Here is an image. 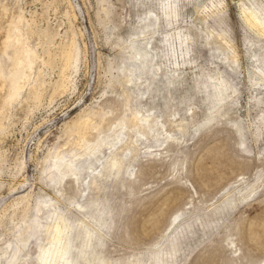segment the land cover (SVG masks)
<instances>
[{
    "label": "rangeland",
    "instance_id": "1",
    "mask_svg": "<svg viewBox=\"0 0 264 264\" xmlns=\"http://www.w3.org/2000/svg\"><path fill=\"white\" fill-rule=\"evenodd\" d=\"M0 6L28 54L0 117V264L32 235L20 264H39L59 225L79 264H264V28L246 23L264 0ZM73 40L74 86L54 94L46 51ZM94 114L72 156L71 128ZM69 162L83 166L57 181Z\"/></svg>",
    "mask_w": 264,
    "mask_h": 264
},
{
    "label": "bare ground",
    "instance_id": "2",
    "mask_svg": "<svg viewBox=\"0 0 264 264\" xmlns=\"http://www.w3.org/2000/svg\"><path fill=\"white\" fill-rule=\"evenodd\" d=\"M2 3H4V2H2ZM3 9H4V7H3ZM5 11H6V9L2 10L0 8V15L5 13ZM248 13L250 15H248ZM247 15L249 16V18L247 19L246 23H247V25L250 26V28L255 26V25H258V26H261L264 28V16L260 12H258L256 8H254V7L251 8L249 10V12H247ZM4 16H5V14H4ZM1 20H2V17L0 18V22H1ZM0 25H1V23H0ZM14 27H13L12 21H9V24L6 27H2V25L0 26V117L2 115L1 114L2 109L6 106L7 102L13 97V95H15L19 91L23 77L26 73V70L28 69L27 68L28 67V61H27L28 54L25 51V48H26L25 42L21 41L18 38L19 29H16ZM21 35L23 36V34H21ZM260 36L262 37V35H260ZM28 39H29V37H28ZM49 39H50L49 42H51L52 38H49ZM29 41H30V39H29ZM28 46H29V44H28ZM58 50H59V48H58ZM46 53L49 56V61L47 60V62H48V65L50 67H53L57 63L56 62L57 59L61 63L59 80L53 86L54 94L55 93L63 94V93H67V92L71 91V88L74 86V81L72 78L73 71L77 69L78 57H79V48L77 46V43L74 40L69 44H65V43L61 42L60 52L58 53L57 56H54V54L51 55L52 53H50L49 50L46 51ZM130 63L134 67H136V71L139 72V69L142 66L141 60L139 62L137 59H134L133 61H130ZM36 81L37 82L35 83V85L33 87V90H34V92L32 93L33 95H34L38 85L43 82L42 78H38ZM129 82H132V81H129ZM220 90H221V88H220ZM39 91H40V89H39ZM29 96H31V94ZM13 99H14V97H13ZM223 99L224 98H222L221 94H220V96H218L219 103H222L224 101ZM40 101H41V99H40ZM90 116H92V115H90ZM134 116H135L136 120L138 121L139 126H141L142 128H144L146 126V124L149 123V119L141 116L140 113H134ZM92 119L93 120L90 122L92 124H90L88 122L89 120L83 119V120H80V122L74 124V126L71 128L75 132V136H76V139H74L75 141L72 142L73 147L76 148L77 146H81L83 148L82 152L74 153L76 155L73 154L72 156H79L80 157L84 153V151H86L85 149H86L87 143H86L85 138L83 137V132L85 130L92 129V128L97 129L99 127L101 121H100V123H99V121L98 122H96V121L102 120V117L94 114ZM85 134H87V133H85ZM75 148H72V149H75ZM57 159H58V161L59 160H63V161L65 160L63 154H60V156L57 157ZM120 165H122V164L120 163L119 166ZM63 166H66L69 169V170H67L68 172L64 173L65 170H64V172L62 171L63 173L61 172V170H62L61 168ZM81 166H83L82 162H79V163L69 162V163H64V164L54 163V168L56 171L55 173H56V176L58 177L57 181H61V180L63 181L66 178V176L70 173H72L74 175L75 174L74 170L80 171L82 168ZM50 180H52V179H50ZM52 182H51V184H52ZM34 226H35L34 229L39 228L40 231L42 232V230H41L42 224L40 221L34 220ZM55 226H57V224ZM90 234H91L90 232H87L86 235L88 236ZM32 237H33V235L30 236L29 239L21 241L23 243V246L21 245L22 246L21 248L19 246H17L10 251L11 253L10 252H8L6 254L4 253L3 258H5V264H20L22 260H25L26 258H28L27 256L23 257L21 255V253H22V248H24V247L27 248L26 245L29 244L28 241L30 242V239H33ZM52 239L53 240H51V242H49L46 246L41 248V250H40L41 253H40V256L38 257L39 258L38 259L39 264H79V263L75 262V258L72 256V254H73L72 252L74 250H73V245L71 243V240H69V230L68 229L60 227V225L57 226L55 229V238L53 237ZM8 246H10V245L8 244ZM8 249H10V248H8ZM1 260L2 259H0V261Z\"/></svg>",
    "mask_w": 264,
    "mask_h": 264
}]
</instances>
